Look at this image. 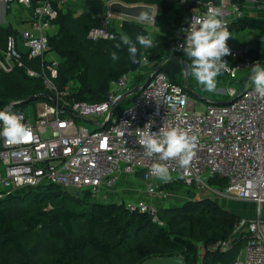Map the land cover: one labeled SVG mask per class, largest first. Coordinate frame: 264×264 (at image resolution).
<instances>
[{
	"label": "built area",
	"instance_id": "obj_1",
	"mask_svg": "<svg viewBox=\"0 0 264 264\" xmlns=\"http://www.w3.org/2000/svg\"><path fill=\"white\" fill-rule=\"evenodd\" d=\"M0 1L25 8L33 4L32 0L26 3ZM105 1L99 26L88 31L87 38L91 41L114 38L111 25L114 14L107 9L113 0ZM166 1L182 9L176 16V28L166 41L176 53H182L177 46L185 42L189 23L202 19L210 6L219 10L231 34L237 32L231 29L236 21L264 13V0ZM33 5L31 26L47 30L57 17L58 6H52L49 0H37ZM145 31L140 39L149 41L143 45L147 48L154 43ZM20 39L24 52L18 48L13 35L7 37L0 57V73L24 68L27 76L40 77L53 96L36 102L31 109L16 112L30 129V139L10 144L0 138V197L19 188L41 185H56L66 191L87 190L97 197L103 190H112L121 177L134 174L139 175L149 198L157 193L164 196L161 186L180 183L194 186L213 199L223 197L255 205V218H240L233 233L210 245L208 250L227 252L241 237L244 245L231 264H264V221L259 217L264 203V97L258 96L253 86L248 85L251 65L264 66V59L251 55V45L234 46L226 41L230 55L223 59L228 67L217 77L223 83L218 84L215 93L227 96V103L202 97L206 105L199 111L196 110L199 103L190 99L184 83L170 80L159 69L165 60L155 66L146 58H142L134 71L129 70L109 81L107 94L100 102L75 100L71 95L76 89L67 85L59 90L53 82L58 75L59 61L54 57L44 58L48 36L33 35L25 30ZM24 55L28 59H39V70L24 67ZM143 66L146 70L141 69ZM239 72L247 78L242 88L236 90L230 82ZM134 87L139 89L133 93V102L116 113L118 104L125 98L122 95ZM75 119L89 120L93 129L78 126ZM173 126L196 135L197 143L189 166L181 168L175 160L162 162L171 175V179L164 182L149 173L157 160L145 155L141 132L152 133ZM46 132H49L47 136ZM209 178L223 180L224 185L210 183ZM149 198L128 200L125 206L130 211L145 212L161 224Z\"/></svg>",
	"mask_w": 264,
	"mask_h": 264
},
{
	"label": "trees",
	"instance_id": "obj_2",
	"mask_svg": "<svg viewBox=\"0 0 264 264\" xmlns=\"http://www.w3.org/2000/svg\"><path fill=\"white\" fill-rule=\"evenodd\" d=\"M36 1L32 0L33 4ZM49 1L58 6L57 2ZM132 1L158 4L159 9L171 6L166 0ZM78 2L79 14L74 8L63 11L58 6L53 21L58 30L48 36L46 53H53L59 61L58 75L53 80L57 89L76 82L78 88L71 95L75 100L100 102L107 94L109 81L137 69L142 58L155 66L165 60L159 69L170 80L184 83L176 57L187 69L190 86L189 59L183 52H174L167 42L144 48L137 38L145 29L136 20L112 25L111 40L88 39V31L100 24L105 0ZM231 29L237 32L252 29L259 37L264 35V19L245 17L233 23ZM121 33L137 44V63L131 61L126 46L115 47L120 43ZM9 35H14L10 26L0 27V57ZM251 55L263 60L264 50H252ZM23 63L24 67L39 70V59L24 55ZM52 96L43 80L27 76L24 68L0 73V109L16 113ZM208 181L224 185L217 178ZM80 194L74 197L60 186L41 185L19 188L0 197V264H141L151 257L173 256H182L186 264H198V258L202 257L200 247L204 252L201 264H231L244 245L239 237L227 252L208 250L210 245L229 237L240 219L208 196L157 208L156 217L161 222L158 224L151 215L130 211L121 202L96 201L87 190Z\"/></svg>",
	"mask_w": 264,
	"mask_h": 264
},
{
	"label": "clouds",
	"instance_id": "obj_3",
	"mask_svg": "<svg viewBox=\"0 0 264 264\" xmlns=\"http://www.w3.org/2000/svg\"><path fill=\"white\" fill-rule=\"evenodd\" d=\"M27 2V0H22ZM183 2V0H182ZM138 19L143 21L141 14ZM153 20V18H152ZM189 23V22H188ZM229 37H234L228 30L225 22L220 18L219 10L208 7L202 19L194 24L189 23L185 32L184 43L177 46L190 61L191 76L203 86L207 92L215 91L217 77L228 67L225 56L230 55L226 43ZM120 43L126 46L129 57L137 63V44L127 34L121 33ZM141 45L149 44L148 40L137 38ZM112 59H117L113 53ZM258 96L264 97V66L253 63L248 77ZM30 129L22 123V117L10 110L0 109V138L10 144L20 143L30 136ZM141 144L147 157H156L157 162L152 163L149 173L160 181H169L171 175L164 161L175 160L179 167L190 165L197 143V136L179 127L160 128L156 132H141Z\"/></svg>",
	"mask_w": 264,
	"mask_h": 264
},
{
	"label": "rangeland",
	"instance_id": "obj_4",
	"mask_svg": "<svg viewBox=\"0 0 264 264\" xmlns=\"http://www.w3.org/2000/svg\"><path fill=\"white\" fill-rule=\"evenodd\" d=\"M64 2H66V0ZM70 3L74 4L75 7H73V8L75 9L76 12L81 11V6H80V3L78 2V0H71ZM104 7H105V5H104ZM156 9H157L156 10V17H157L158 20H160L162 18V14L158 13V10H159L158 7ZM255 17L264 19V13H260L258 16H255ZM169 18H171V16L168 13L167 16H166V19L162 20L163 23L166 24V22H168L167 20ZM125 20H134V19L126 18V17H122V16H117V15H112V17H111V25L118 26L120 22H123ZM139 24L142 26V28L148 30L149 33L151 34V31L153 30L152 26L154 25V21L153 22H149L148 24H145V22H143V23L139 22ZM156 29H157V33L158 32H161V33L163 32L162 28H160V27H158ZM232 35H233V33H232ZM167 38H168V36H166V39ZM237 38L242 40V41L244 40L245 43L247 42V43L251 44L252 46H256V44L259 42L258 45H257L258 46V50L257 51L260 52V51L264 50V35H259V37H258V34H257V32L255 30H252V29L240 30V31H238L236 33V39ZM234 39H235V36L234 37H229L227 41H228V43L233 45L232 40L234 41ZM155 44H157V43H154L151 46H154ZM45 57L47 59V57H50V54L46 53ZM141 69L142 70H146V68L144 66ZM246 78H247V76H245L244 73L239 72L237 78L232 80L230 82V84H232L235 87L236 90H240L242 88L243 81ZM189 79H190V86L188 84L189 89L191 91L195 92L196 94H198L199 96H202L204 98H207V99L212 100V101L217 102V103H222V102H225V101L228 100L227 96L215 93V91H213L211 93L207 92L203 88V86L199 85L195 81V79L191 76V73H190ZM183 81H184V73H183ZM187 81H188V74H187ZM195 83L197 84V86L195 85ZM219 83H223V82H221V80L217 78V87L216 88L219 87L218 86ZM70 85H71L70 88H72V89L78 88L76 82H73V85L72 84H70ZM248 85L252 86L250 81H249ZM133 97H134V94L125 97L118 104L117 109H116V113L121 111L122 109H124L126 106L130 105L133 102ZM190 99L192 101H195V102L199 103V106L196 107V110L202 111L204 109V107L206 105V103H204L205 101H203L201 99H198L197 97H194L192 95L190 96ZM75 123L78 126H86L90 130L93 129V127L90 124H88V123H86V122H84V121H82L80 119H75ZM48 134H49V132H46L45 136H47ZM201 177H202V180L204 181L205 180V175L203 174ZM130 182L132 183V185L138 186V185H140V178L137 175H131L129 180L127 181V183L123 184V190L124 191H121V190L119 191L118 189H116L115 190V194H114L113 193L114 190H103L100 195L95 197L96 201H99V202L118 201V202H121V203L125 204V202H127L128 200H131L129 198L130 195L128 197H127V195H125L130 190V188H129ZM69 192L71 194L70 196L79 197L81 195L80 194L81 191H73L72 190V191H69ZM141 192L143 193V191H141ZM161 193H163L164 196H161L160 193H157V194H154L151 197V199H150V202L154 206L155 209H157L159 207H168V206L172 207L174 205L180 204L181 202L185 201L186 199H190L191 197H195L196 199H199L200 197H203V196L207 195L201 189H198V188H196L194 186L193 187H187V186H185L184 184H181V183L180 184H173L172 186H169L167 188H163ZM107 195H109L110 198H106ZM208 195L211 196L210 194H208ZM214 200L216 202H218L222 206H225L224 202L226 200H233L234 201V199H227V198H223V197L222 198L215 197ZM238 201H240V200H238ZM247 208H250L251 211H252V209L254 210V206L253 205H248V207L243 208V209H247ZM253 212L251 214H249V215H252V217L251 218L247 217V219H252L254 217L255 212L254 213ZM259 213H260L259 214L260 219L262 221H264V203L261 205ZM199 255H201L202 257L198 258V262L197 263L201 264V262L203 260V255H204L203 248L199 249Z\"/></svg>",
	"mask_w": 264,
	"mask_h": 264
},
{
	"label": "crops",
	"instance_id": "obj_5",
	"mask_svg": "<svg viewBox=\"0 0 264 264\" xmlns=\"http://www.w3.org/2000/svg\"><path fill=\"white\" fill-rule=\"evenodd\" d=\"M52 1L57 2V5L63 11H65L66 9H71V8L75 7L73 3H70L71 0H66V2H64L63 0H59V1L58 0H52ZM113 1H119V2H122L125 4H129V5L142 4V5L153 6V14H152L153 20L151 18V20L149 21V22L154 21V25L152 26L153 30L151 31V34L149 33L148 30H146V31L150 34L151 41H153L154 43H159V42L161 43V42L167 41V39L170 37L173 30L176 28V25H177L176 16L182 12V9L179 7H176V6H168V8H165V9L160 7V9L158 10V13L162 14V18L161 19L159 18L160 20H158L156 17V10H157L156 8L158 7L157 6L158 4L157 5L156 4L151 5V4L136 2V1H132V0H127V1L113 0ZM33 7H34V5H32L31 8H25L24 6H22L20 4H16V3L8 5V4L4 3L3 1H0V27L10 26L11 31L14 32L13 36L16 38L18 48L22 52L25 51V47L21 43V39H20L21 32L28 30L33 35H37L39 33H42L44 35L50 36V35L55 34L58 30V26L54 22L51 23V25L45 31H41V30H38L36 27L35 28L32 27L31 22H32ZM80 12L81 11H78L76 13L79 14ZM168 13L170 14L171 18H169L167 20L168 22H166V24H164L162 20L166 19V16ZM134 20H136V19H134ZM136 21L141 22V23L145 22V24L149 23L147 21H140V20H136ZM158 27L162 28V31H163L162 33L161 32L157 33L156 28H158ZM236 33L237 32L233 33V36H235L234 41L232 40L233 45L237 46V45L245 43L244 40L242 41L238 38L236 39ZM166 36H168L167 39H166ZM258 43L256 44V46H252L249 43H247V44L251 45L253 50L257 51L258 50V46H257ZM48 54H50V57L56 58V56L53 53H48ZM50 57H47V58H50ZM139 80L140 79H138L137 81H139ZM134 175H137L139 177L138 174H134ZM129 178H130V176L121 177L120 180L117 182V184L112 189V190H114L113 193L115 194L116 189H118L119 191L120 190L124 191L123 190V184L127 183ZM129 188H130V190L125 195H127V197L130 195L129 198L131 200H137V199L147 200L149 198V197H146V195L143 191V186H142L141 181H140V185H138V186H134L130 182ZM139 189L141 191H143V193ZM106 198H110L109 195H107ZM149 199H151V198H149ZM224 205L225 206H222V205L221 206L223 208H225L226 210H228L234 214H237L240 218H244V219H247V217L251 218L252 215H249V214H251L253 211L255 212V205L251 202H248V201L226 200L224 202ZM248 205H253L254 210L252 209V211H251L250 208L243 209V208L248 207ZM253 218H255V215ZM247 220H251V219H247Z\"/></svg>",
	"mask_w": 264,
	"mask_h": 264
},
{
	"label": "water",
	"instance_id": "obj_6",
	"mask_svg": "<svg viewBox=\"0 0 264 264\" xmlns=\"http://www.w3.org/2000/svg\"><path fill=\"white\" fill-rule=\"evenodd\" d=\"M108 11L114 15L122 16L126 18L136 19L139 20L138 17L143 14L145 19L143 21L149 22L152 18L153 14V6L149 5H142V4H135V5H129L125 4L119 1H112L108 4ZM176 60L180 62L182 71L184 73V88L187 92H189L194 97H200L195 92L191 91L188 87V81H187V69L180 58L176 57ZM158 69V68H156ZM150 78H147L149 80ZM139 88L134 87L130 91L126 92L124 95H122V98L133 94L136 92ZM227 103V102H222ZM86 123H91L89 120H82ZM141 264H186L182 256H173V257H151L143 261Z\"/></svg>",
	"mask_w": 264,
	"mask_h": 264
},
{
	"label": "snow or ice",
	"instance_id": "obj_7",
	"mask_svg": "<svg viewBox=\"0 0 264 264\" xmlns=\"http://www.w3.org/2000/svg\"><path fill=\"white\" fill-rule=\"evenodd\" d=\"M27 139H30V136Z\"/></svg>",
	"mask_w": 264,
	"mask_h": 264
},
{
	"label": "bare ground",
	"instance_id": "obj_8",
	"mask_svg": "<svg viewBox=\"0 0 264 264\" xmlns=\"http://www.w3.org/2000/svg\"><path fill=\"white\" fill-rule=\"evenodd\" d=\"M205 103V102H204Z\"/></svg>",
	"mask_w": 264,
	"mask_h": 264
}]
</instances>
